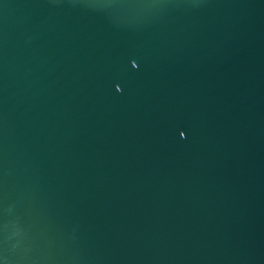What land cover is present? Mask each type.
Listing matches in <instances>:
<instances>
[{"label":"water","instance_id":"95a60500","mask_svg":"<svg viewBox=\"0 0 264 264\" xmlns=\"http://www.w3.org/2000/svg\"><path fill=\"white\" fill-rule=\"evenodd\" d=\"M0 264H264V0H0Z\"/></svg>","mask_w":264,"mask_h":264},{"label":"snow or ice","instance_id":"6c2138e0","mask_svg":"<svg viewBox=\"0 0 264 264\" xmlns=\"http://www.w3.org/2000/svg\"><path fill=\"white\" fill-rule=\"evenodd\" d=\"M179 135H180V138H185V133L183 132V131H181L180 133H179Z\"/></svg>","mask_w":264,"mask_h":264}]
</instances>
